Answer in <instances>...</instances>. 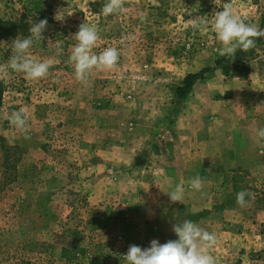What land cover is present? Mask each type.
I'll use <instances>...</instances> for the list:
<instances>
[{
    "label": "rangeland",
    "instance_id": "rangeland-1",
    "mask_svg": "<svg viewBox=\"0 0 264 264\" xmlns=\"http://www.w3.org/2000/svg\"><path fill=\"white\" fill-rule=\"evenodd\" d=\"M105 3L107 0H0L3 20L23 19L30 28L28 20L38 23L47 19L45 39L34 41L29 55L37 60H54L46 78L28 80L11 70L0 76V103L41 104V116L47 110L44 106L61 107L67 100H176L174 88L186 73L212 66L218 73L206 79L211 100L239 102L227 112V118L213 121L212 130L223 132L229 125L252 134L264 128V103L259 101L264 100V37L255 42V55L247 60L246 74L224 75L214 65L221 57L217 50L222 45L212 27L213 15L222 9L213 0H125L124 11L112 15L103 14ZM225 4H231L234 13L246 23L264 30L260 26L264 0H221L220 6ZM198 16L207 21L206 29L191 26L190 19ZM83 23L98 29L100 40L93 49L95 54L109 47L120 52L114 69L94 70L87 83L76 81L74 68L67 63L77 43L74 35ZM28 35L29 31L13 34L10 28L0 31V65L13 55L12 41ZM129 36L132 38L123 39ZM49 40L60 42L63 52L57 55L48 45ZM172 107L168 113L173 112ZM240 110L242 114L250 111L249 120L238 128L231 122L239 117ZM33 118H28L30 138L16 130L8 136L0 135V264H126L123 256L129 246L145 245L140 232L142 223L162 226L164 222L165 238L172 240L173 225L184 220L216 234L218 243L210 252L217 264H264V250L257 256L250 252L254 261L250 263L247 257H239L230 239L221 236L222 231L239 232V228L264 233V141L249 138L247 145L252 152L245 157L252 167L225 172L245 175L244 191L252 194L246 197L248 207L237 205V193L232 189L227 192L229 186L225 184L213 185L210 190L203 185L201 191L185 186L184 195L196 201L212 194V215L204 217L205 210L190 213L200 203H171L167 193L175 186L165 183L157 188L152 182L145 184L138 193L146 196L136 197L135 189H131L134 186L127 182L128 173L134 178L146 176L139 167L119 171L87 168L81 161L88 162L93 157L88 158V153L80 155L83 137L69 129L76 124L55 120L52 131ZM169 124L165 120L163 129ZM7 127H13L9 119ZM122 134L112 138L116 146L125 143ZM85 142L102 150L98 156L101 162H107L108 157L121 158L119 153L104 152L108 141L102 135ZM97 173L101 177L112 174L111 182L108 178L99 181ZM179 209L181 213L174 219V211ZM147 235L156 237L151 231ZM221 240L230 242V247L221 246ZM64 245L66 258L61 259L60 247Z\"/></svg>",
    "mask_w": 264,
    "mask_h": 264
},
{
    "label": "crops",
    "instance_id": "crops-1",
    "mask_svg": "<svg viewBox=\"0 0 264 264\" xmlns=\"http://www.w3.org/2000/svg\"><path fill=\"white\" fill-rule=\"evenodd\" d=\"M217 73L216 69L207 72L193 85L187 96L180 100V104L174 103V105H172L173 100H124L122 102L119 100H67L61 107L44 106L47 110L40 116L42 113L39 110L42 107L41 104L0 103V135L8 136L11 130H16L13 127L5 128V124L12 112L24 109L29 119L33 116L37 122L44 123L47 130H54L55 120L67 122L68 125L76 124L69 129H75L74 131L83 137L84 146L81 147L80 155L88 153V158L91 155L93 157L91 161H81L85 167L93 170L111 168L117 171L121 168L132 170L139 167L146 176L134 178L128 173L127 182L130 186H134L131 189H135L136 197L138 194L142 197L146 196L142 192L138 193V190L142 189L145 184L152 182L157 188L158 184L162 183L170 186L183 183L185 188L186 185L190 186V179L197 175L202 178L203 185L208 186L209 190L213 185L225 184L229 186V190L227 189L229 192L232 187L231 183L224 178L225 172L232 169L243 170L253 166V164L246 163V155L251 151L247 143L249 138L255 140L258 138L257 133L248 134V131H236V128L234 130L233 126L229 125L223 132L212 130L213 121H222L227 112L235 108V102L239 104L237 100H211V88L206 89V79ZM259 101L263 105L264 100ZM229 102L232 103L229 104ZM175 105H177L176 108H174ZM171 106H173V112L168 113L169 108L171 111ZM248 112L245 111V114H242V110H240L239 117H231L233 120L231 123H235L238 128L241 127L245 121L249 120ZM167 116L170 124L164 130L163 123L167 120ZM115 122H119L117 126ZM121 133L126 139L125 143H119L120 146H116L118 143L112 138L121 136ZM99 135L106 137L108 141V147L104 149V152L107 154L119 153L121 154L120 159L108 157L107 162L100 161L98 156L102 150L92 148V143L85 142L92 141ZM112 174L114 175V172ZM112 174H104L103 177L98 174L100 176L97 178L99 181L108 178L107 180L111 182ZM116 175L115 173L114 176ZM174 188H171V191ZM211 195L208 193V197L203 198L202 201H196L192 196L191 199L190 195L188 197L184 195L183 202L178 204L184 205L189 201L200 203L199 208L190 210V213L205 210L202 212L204 217H210L213 212ZM180 213L181 209L175 210L174 219ZM174 219L173 222H175ZM238 221L236 219V222ZM240 223H242L241 220ZM163 225L148 224V222L141 224L140 232H142V241L145 243L142 249L150 247V242L153 239L158 240L161 244L170 240L165 238L166 228H162ZM239 230V232L236 230L230 231V233L222 231L221 236L224 239H230L231 245L235 246L239 257H247V261L253 263L249 253L254 252L257 256L264 250V233L254 230L249 232L245 229L241 230V228ZM150 231L156 233V237L150 238L147 235ZM175 236L174 234L172 240L178 239ZM220 245L229 248L230 242L221 240ZM63 247L66 246L60 247L59 256L61 259L66 258L64 251L66 252L67 249Z\"/></svg>",
    "mask_w": 264,
    "mask_h": 264
},
{
    "label": "clouds",
    "instance_id": "clouds-1",
    "mask_svg": "<svg viewBox=\"0 0 264 264\" xmlns=\"http://www.w3.org/2000/svg\"><path fill=\"white\" fill-rule=\"evenodd\" d=\"M125 0H107L102 7L104 15L119 14L124 11ZM213 3L222 10L215 12L212 27L218 41L221 43L217 51L221 57H234L237 50L247 52L256 46L255 41L264 37V30L256 24L246 23L239 15L235 14L231 4L221 7V0H213ZM145 19V17H141ZM30 25L27 37L18 36L12 41V52L7 63L0 65V76L7 75L9 70L24 74L28 80H39L49 75L54 60L48 58L37 60L29 55L34 41L41 42L45 39L43 32L46 30L48 21L41 19L39 22L28 20ZM194 29L204 30L207 28V21L199 16L190 19ZM77 43L73 46L67 63L74 68L75 79L81 83H87L93 71H104L114 69L119 61L120 52L115 47H109L95 54L93 49L100 40L98 29L94 25L83 23L79 26L78 32L74 35ZM124 37L123 39H131ZM48 45L56 54L63 52L60 42L49 40ZM11 125L26 139L30 138V125L27 113L24 109L14 111L10 114ZM258 142L264 141V128L257 132ZM189 185L196 191L203 189V180L197 175L190 179ZM185 188L183 183L175 186L174 190L167 193L171 203L184 200ZM252 194L241 190L236 194V203L241 208L248 207L250 201L246 197ZM178 237L176 240H169L163 244L153 239L150 247L141 248L137 245H130L124 259L126 264H217L215 257L210 250L218 243L215 233L209 232L191 220H184L176 223L172 229Z\"/></svg>",
    "mask_w": 264,
    "mask_h": 264
},
{
    "label": "trees",
    "instance_id": "trees-1",
    "mask_svg": "<svg viewBox=\"0 0 264 264\" xmlns=\"http://www.w3.org/2000/svg\"><path fill=\"white\" fill-rule=\"evenodd\" d=\"M19 22H11L3 20L0 16V31H6L10 28L13 34L22 33L27 34L29 31L28 25L23 19ZM260 26H264V13L260 17ZM260 40L259 38L256 41ZM255 41V42H256ZM255 49L244 52L237 50L234 57H220L214 61V65L221 68L224 75H240L248 72L247 60L251 59L255 55ZM242 65L243 67H240ZM212 70V66H204L197 71L186 73L179 85L174 88V94L176 100H173L175 104H180V100H183L192 89L193 85L202 79L204 75ZM225 180L231 183L232 190L235 193L244 190L247 186V180L245 175L239 171H232L230 174H225ZM64 252V256H65Z\"/></svg>",
    "mask_w": 264,
    "mask_h": 264
}]
</instances>
